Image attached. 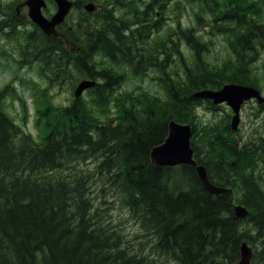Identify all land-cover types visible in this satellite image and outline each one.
Returning <instances> with one entry per match:
<instances>
[{"label":"trees","instance_id":"16d2710c","mask_svg":"<svg viewBox=\"0 0 264 264\" xmlns=\"http://www.w3.org/2000/svg\"><path fill=\"white\" fill-rule=\"evenodd\" d=\"M167 1L98 0L95 13L64 31L74 53L62 37H28L23 57L41 62L48 83L36 93L43 138L34 143L0 103V264H154L99 221L93 174L100 193L115 195L174 264H235L243 241L252 264H264V190L252 173L264 161V137L235 138L228 115L202 132L195 121L197 107L218 108L202 92L228 83L260 90L253 64L264 51V0H182L227 42L231 58L220 66L206 60L208 43L194 26L182 27L176 15V27L165 30ZM148 72L163 94L121 92L127 77ZM82 80L94 82L84 96L51 103L48 88ZM170 121L192 127L194 159L230 192L209 193L191 167L151 163ZM87 161L91 169H77ZM234 204L246 207L245 218L235 217Z\"/></svg>","mask_w":264,"mask_h":264},{"label":"rangeland","instance_id":"374dc122","mask_svg":"<svg viewBox=\"0 0 264 264\" xmlns=\"http://www.w3.org/2000/svg\"><path fill=\"white\" fill-rule=\"evenodd\" d=\"M23 0H0V9L2 11H8L13 9V6ZM73 3V9L71 10L68 18L67 25H72L77 20H85L90 15L86 12L84 5L89 2L94 3V0H70ZM102 0H99V2ZM104 2L110 0H103ZM9 4V8L7 9ZM194 4H186L182 0H168L165 5V30H171L176 27V15L180 18L182 27L194 26V30L199 37L208 43L209 51L206 53V60L214 65H222L228 58H231V51L225 39L220 35H210L211 29L208 28L207 22H196L194 17L195 9ZM0 29L3 28V24H0ZM28 32V33H27ZM21 32L25 37L32 35L31 32ZM0 91H4L5 87H8L2 96L1 104L4 112L22 129L24 133L29 134L33 138L41 137L43 130L41 125L36 122V111L40 108L39 101L36 97V93L39 89L47 88L48 83H44L47 80L45 77L40 76V69L37 64H19L17 59L19 58V50L21 46L15 40L14 34H0ZM161 36H164V31L161 32ZM20 36V37H22ZM31 37L30 39H32ZM48 45V42L45 40ZM44 41L40 40V44L43 45ZM64 49H66L64 47ZM97 61H103L100 56L95 58ZM98 63V62H96ZM101 66V65H100ZM47 71L49 68H45ZM253 71L256 75V81L260 87V92L264 97V51H259L257 61L253 64ZM41 73V72H40ZM130 77V76H129ZM127 77L125 82L121 86V92H142L147 91L151 94L161 95L163 91L159 87L156 77L153 73L148 74L141 78ZM44 80V81H43ZM75 84L66 82L58 87H51L49 90V99L54 105H66L73 99L72 89ZM85 95V94H84ZM35 104V108H34ZM232 116L231 110L226 105H220L216 110L208 109L204 106L197 107L195 111L196 127L198 131L202 132V129L208 128L205 126H221L224 123L225 116ZM233 136L240 140H254L257 142L260 137H264V110L258 107L255 101L246 102L239 114V123L236 132ZM201 142L200 138H197L196 143ZM256 158V157H255ZM87 169H91L94 166V161L86 163ZM252 173L256 176L258 182L264 190V161L258 162L252 169ZM97 178L92 180H96ZM96 183L94 182V185ZM115 202H119L118 199L113 196H101V201L97 204L98 214L101 215V222L108 227L117 229L125 242L127 247H134L135 249L145 251L148 256H153L155 262H167L164 259L155 256L153 254L150 244H147V238L144 237V232L140 226L134 221V218L123 209V206L118 205ZM101 209V211H100ZM252 248V246H251ZM254 251V250H253ZM237 264V263H236Z\"/></svg>","mask_w":264,"mask_h":264},{"label":"water","instance_id":"95a60500","mask_svg":"<svg viewBox=\"0 0 264 264\" xmlns=\"http://www.w3.org/2000/svg\"><path fill=\"white\" fill-rule=\"evenodd\" d=\"M57 5V12L51 20H46L40 13L43 5L42 0H28V15L31 20L38 25L47 35L57 36L54 27L61 23L68 13L71 3L67 0H53ZM88 12L93 11V5L85 6ZM66 44L70 50H74V45L66 39ZM92 86V83L81 82L74 93L78 97L82 91ZM200 96L212 100L213 104L226 103L232 110L231 128L235 130L239 121V110L245 100L255 98L259 103L264 102L259 92L252 88L242 85L228 84L217 91H205ZM192 136L189 125H183L174 121L169 122L168 134L164 142L155 146L150 152L151 163L157 167H173L176 165H185L195 169L199 182L202 187L211 194H220L226 192V189L214 186L208 180L205 168L197 165L193 159V150L190 147V138ZM234 214L236 218H243L247 214V210L242 206H234ZM240 259L237 264H251L253 252L251 248L243 242L239 249Z\"/></svg>","mask_w":264,"mask_h":264},{"label":"flooded vegetation","instance_id":"af4514ba","mask_svg":"<svg viewBox=\"0 0 264 264\" xmlns=\"http://www.w3.org/2000/svg\"><path fill=\"white\" fill-rule=\"evenodd\" d=\"M13 9H14V14H11V16H13L14 20L16 21V23L18 25L28 21L27 19V16H26V11H27V8L26 6L23 4V1L22 2H18L16 3L14 6H13ZM12 10V9H11ZM45 10V9H44ZM2 17H5V16H2ZM1 17V18H2ZM17 25V27H18ZM6 26H8V24H6ZM59 27V26H58Z\"/></svg>","mask_w":264,"mask_h":264}]
</instances>
